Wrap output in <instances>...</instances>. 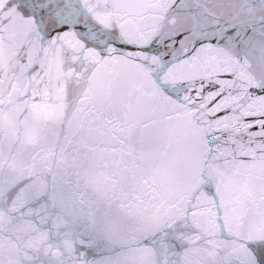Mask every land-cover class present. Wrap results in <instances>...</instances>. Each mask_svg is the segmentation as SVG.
<instances>
[{
  "label": "snow or ice",
  "instance_id": "1",
  "mask_svg": "<svg viewBox=\"0 0 264 264\" xmlns=\"http://www.w3.org/2000/svg\"><path fill=\"white\" fill-rule=\"evenodd\" d=\"M0 264H264V0H0Z\"/></svg>",
  "mask_w": 264,
  "mask_h": 264
}]
</instances>
